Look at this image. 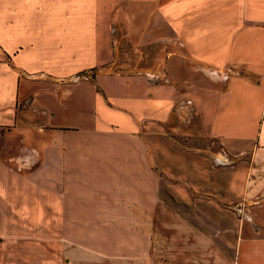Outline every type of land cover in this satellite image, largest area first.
Masks as SVG:
<instances>
[{
    "label": "crops",
    "instance_id": "crops-1",
    "mask_svg": "<svg viewBox=\"0 0 264 264\" xmlns=\"http://www.w3.org/2000/svg\"><path fill=\"white\" fill-rule=\"evenodd\" d=\"M0 129L11 257L264 264V0H0Z\"/></svg>",
    "mask_w": 264,
    "mask_h": 264
},
{
    "label": "rangeland",
    "instance_id": "rangeland-1",
    "mask_svg": "<svg viewBox=\"0 0 264 264\" xmlns=\"http://www.w3.org/2000/svg\"><path fill=\"white\" fill-rule=\"evenodd\" d=\"M185 123L190 122V125L195 123V119L191 117V119L188 121L187 118L184 119ZM184 123L180 122V119L178 117H174L169 121V124L167 126H164L163 129L167 132V134H172L173 136H176V140L180 141L183 143L184 146H186L187 148H189L190 150H196L197 148L203 146L202 143H200L199 145L196 143V138L195 136H188L186 134L192 133L191 129H189L188 127L186 128L184 125ZM184 129H182L181 135H174V130L173 128L177 127H183ZM180 134V133H179ZM20 138L19 134H14V133H9V132H5L4 130L0 129V158L5 162L8 163L10 167H14L12 163H10V161L7 160H12L15 157V154H18V146L15 144V141L18 140ZM26 152V151H25ZM27 154H25L26 156ZM43 229H38V227L36 226H30L28 229L29 232V240L26 242L27 245L30 247V250L28 253L32 252V248H36L39 245H44V247L46 248V250H51V242H45V240H42L41 238L45 235V234H51L52 231L51 229L48 230L47 227H42ZM45 229V230H44ZM11 235L5 236L3 233H0V264H32V257L31 255L28 257L27 259H23L20 260L18 256L16 257H11V255L13 256V253H11L12 249H15L16 246H18V244L20 243L18 240L21 238L18 237H11ZM23 240V239H22ZM24 242V241H23ZM22 242V244H23ZM25 243V245H26ZM24 246V244H23ZM17 259L20 262H16L13 259ZM46 260H51V257H48Z\"/></svg>",
    "mask_w": 264,
    "mask_h": 264
}]
</instances>
